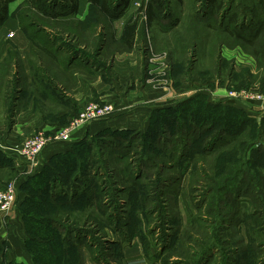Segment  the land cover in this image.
Listing matches in <instances>:
<instances>
[{
	"label": "rangeland",
	"instance_id": "1",
	"mask_svg": "<svg viewBox=\"0 0 264 264\" xmlns=\"http://www.w3.org/2000/svg\"><path fill=\"white\" fill-rule=\"evenodd\" d=\"M26 1L11 2L13 13L30 14L54 34L70 29L40 19ZM150 2L132 0L129 7ZM160 6L169 18L150 26L140 22L139 43L148 31L155 52L172 55L177 72H188L193 64L188 78L199 88L180 98L196 97L156 114L151 134L105 129L73 143L71 153L59 152L44 163L40 157L27 174L7 165L0 190L16 182L15 207L24 213L25 232L18 235L15 211V222L6 221L2 231L8 241L4 259L21 264L7 256L17 250L16 240L22 264H124L122 249L128 245H139L150 264H264V31L251 43L218 26L246 27L244 35L251 39V28L264 24V0H225L216 13L210 0H162ZM197 10L201 20L194 17ZM141 16L137 12L132 20ZM177 18L182 25H173ZM164 24L178 27L162 31L158 25ZM82 30L79 44H98L95 32ZM105 31L111 37V27ZM80 48L93 56V49ZM104 60L92 57L93 65ZM4 102L0 94V112L12 106L11 100ZM74 104L67 103L73 116L83 107ZM225 123L235 141L210 156L198 154L207 143L204 136H216ZM193 129L196 135L189 136ZM42 131L50 133L40 127L26 136ZM185 150L189 157L181 158ZM40 168L42 175L23 179ZM9 226L18 232L12 234Z\"/></svg>",
	"mask_w": 264,
	"mask_h": 264
},
{
	"label": "crops",
	"instance_id": "2",
	"mask_svg": "<svg viewBox=\"0 0 264 264\" xmlns=\"http://www.w3.org/2000/svg\"><path fill=\"white\" fill-rule=\"evenodd\" d=\"M79 1L76 18L85 20L90 12V3L88 0ZM10 5V14H12ZM148 7V5L129 7L123 16L112 22L111 37H108L105 28H99L104 34V40L99 55L93 56L94 58L104 56L106 60L97 65H93V56H88L86 60L80 55L71 56L68 53L69 49H65L67 53L59 55L62 60L61 64L48 58L39 60L34 56L32 57L34 64L31 67L28 54L32 42L21 31L18 21L11 16L0 26V94L3 95L6 103L9 100L12 101V106L8 110L0 112V154L13 164L17 173L24 175L27 169L24 160L16 152L17 146L28 137L26 135L32 129L43 127L51 130L66 123L73 116L71 113L74 111L73 108L67 106L68 102L75 103V109L77 107L80 109L89 101L102 99L113 103L115 111L108 118L96 121L75 132L70 141L50 143L41 155L43 163L48 162L53 155L59 152L71 150L72 144L82 137L100 133L105 129L148 132L156 110L170 108L177 101L182 102L186 97H180L185 93L192 94L194 88H199L188 78L191 70L185 73L177 72L172 55L165 51L155 52L154 40L148 31L143 43L140 42L142 46L139 43L138 29L136 43L132 49H127L121 42L124 28L135 13L139 12L142 15L139 24L142 21L148 24L146 17ZM163 12L162 19L166 21L170 15L168 10ZM181 22L178 26L182 25ZM158 26L162 31L178 27H170L166 24ZM10 32L14 33L11 40L8 37ZM11 48L21 55V61L17 65L10 63ZM82 48L87 51L93 49L92 47L88 49L83 45ZM32 69L38 76L36 79ZM14 78L17 81L15 85L13 84ZM3 170L4 167L0 166V173ZM40 170L41 168L38 169ZM20 179L17 181L18 185L22 182ZM24 196L22 192L19 193L20 200ZM15 211L17 212L16 207L6 219L7 222L8 220L10 223L15 222V219L12 220L16 216ZM17 213V220L19 218L17 224L21 230L18 232L19 229L14 230V227H9L13 231L12 234L18 232V235L22 236L25 232L22 230L24 226L20 212ZM2 215L0 211V237L2 231L8 228V226L5 227V219ZM13 242L12 249L15 248L18 251H11L7 253V256L10 259L17 257L21 264L26 263L23 261L24 258L20 260L22 257L19 251L20 245L16 247L17 241L13 240ZM12 249L9 248V250ZM122 250L124 264H150L141 253L139 245L124 246Z\"/></svg>",
	"mask_w": 264,
	"mask_h": 264
},
{
	"label": "trees",
	"instance_id": "3",
	"mask_svg": "<svg viewBox=\"0 0 264 264\" xmlns=\"http://www.w3.org/2000/svg\"><path fill=\"white\" fill-rule=\"evenodd\" d=\"M13 1H16V0H0V26H2L5 23V21H7V19L11 16L18 21L21 31L32 42L31 49H30V52L28 54V56H29L28 59H29V62L31 64V67H33L34 61L32 60V57H34V56L39 60L44 59V58H46V59L48 58L49 60L57 61V63L61 64L62 60L59 58V55L62 53L64 54L66 52L65 48H67V50L69 49L68 53L71 54V56L80 55V56H83L87 60L89 55L86 54L83 51V49L80 48V47H82L80 45H83L84 47H86L88 49L92 47L93 48V50H92L93 55H99V52L101 50L100 48L102 47L103 40H104V38H103L104 34H103L102 30L99 32H96L95 31L96 28L99 25L104 24L105 22H106V24L103 26L105 29L108 28L109 26H111V24L114 20L119 19L121 16H123V14L129 8L132 0H88L90 3V12H89L87 18L83 21L76 18V14L79 11V5H80L79 0H27L26 2H27L28 7H29L28 10L30 12L33 11L34 14H38L37 16L40 19L46 18V19H49L50 22L57 23V24H59V23L60 24H66L67 26L70 27L69 30L64 29L65 30L64 32L60 31L59 33H56V34H54V32H52L53 30H48L46 28V26L44 25L45 23H41L37 20L30 19V14H28V13L25 14V17H27L29 19V21H27V24L24 23L23 18L25 19V17L21 11H19V12L15 11L14 13L10 14L9 5ZM161 2H162V0H151L150 4L148 5L149 7H148V10L146 13L148 16L147 23L149 26L152 25L153 23H155L158 18H161V19L163 18L164 12L160 8ZM224 2H225V0H210V3L213 5V8H214V10H212V13H216V12L220 11V9L223 7ZM158 11H159V13H161V15L157 14ZM166 15H168V14H166ZM194 15H196V17L200 18V20H201L202 17L200 15L199 10L195 11ZM138 18L139 17L135 18L134 20H130L124 28L123 35L121 37V42L125 45V47L127 49H132L136 43L137 29L139 27V19ZM235 18H234V15L232 17H230V23ZM178 21H179V18H177L173 22V25L177 24ZM85 26H87V28L90 29L89 30L90 36L94 32L99 36L98 38H96L98 40V44L96 42L95 46L90 47V45H89L90 43L79 44L80 38L78 37V35L80 33L81 34L84 33L82 29ZM218 26L221 28V30H224L225 32L229 31V33H231V32L236 31V32H234L235 36L243 38L246 41H250L251 43L254 41L253 39L258 37L260 32L264 31V24L263 23L259 24L254 31H253V28H251L250 32L252 33V38L249 39V38H246L244 35V32L247 29L246 27H242V28L238 29L239 31H237L235 28H231L229 26V23L222 24V25L220 24ZM170 27H174V26L170 25ZM49 28H52V27H49ZM31 29H34V31L31 32ZM63 33H66V35L68 37L63 36ZM65 39L68 40L67 41L68 43L65 42L66 41ZM55 46H58V47L55 48ZM83 53H85V55ZM9 54L11 57L10 63H14L15 65L20 63L21 55L19 54V52L15 51L13 48H11L9 51ZM64 62H65V59H64ZM192 69H193V64H192V66L190 65L188 70L192 71ZM32 70H33V74H34L35 79H36L38 76L36 75V72H34V69H32ZM16 83H17L16 78H14L13 84L15 85ZM51 85L54 86V84H51ZM37 86H39V85L37 84ZM13 87H15V86H13ZM12 96H14V95H12ZM194 97H196V96H194ZM194 97H192V98H194ZM192 98H189L187 100L185 99L183 101L185 102V101L191 100ZM169 109H171V110H169ZM172 110H173V106L170 108H166V109L156 110L154 112V115H153V118L151 121V127L149 128V131L146 133L151 134V131H152L151 129H152V126L154 124L153 119H154V116L156 114H158L160 112H169ZM66 123H63L61 125H64ZM227 124L228 123H225L224 126H221V128L218 130V133L216 134V136H204V139L206 140L207 143H206V145L203 146V149L200 150V152H198V154L204 155L205 157H207L208 155L210 156L212 153L222 149L225 146L231 145L235 141L234 140L235 137L230 138L231 132H230ZM202 125L206 127V125H204V124H202ZM207 128L209 131H211L213 128L212 124L209 123L207 125ZM165 132H166V129H165ZM238 132L239 131H235L234 134H237ZM192 135H194V136L196 135L195 129H193V131L189 134V136H192ZM254 144H255V142L252 141V143L249 144V147L251 145H254ZM69 151L70 150H68L66 153L67 154L71 153ZM196 155L197 154L193 155V157H195ZM180 157L186 158V157H189V154L185 150V153L182 152V154H180ZM65 163L67 164L68 161H65ZM7 165L11 166L15 170V172L17 173L13 164L11 162H9L6 158H4V156L2 154H0V166L4 167V170H5L6 168H9V166H7ZM44 168H46V167L43 166V169ZM43 169H41L39 172H37L35 174H32L30 176H26V178L31 177V176L34 177L37 175H42ZM70 170H71V168H70ZM94 174L97 177L99 176L98 171H94ZM0 175H3V172L0 173ZM137 177H138V174H136V178ZM173 178H174V180L177 179L175 177H173ZM76 180H78V178H76ZM24 183L25 182H23L20 186V188H22L21 191L26 190V189H23V186H22ZM76 196L77 195H75V197ZM28 197H29V194H28ZM18 198H19V196H18ZM16 203H18V199H17ZM19 205L21 206L22 204H19ZM17 212H20V214L22 215V219L25 222L24 213L20 207L17 208ZM232 213L233 212L228 211V214H232ZM6 245H8V241H6L2 237H0V264H17L14 261L9 262L8 259H4L5 258L4 257V254H5L4 247Z\"/></svg>",
	"mask_w": 264,
	"mask_h": 264
},
{
	"label": "built area",
	"instance_id": "4",
	"mask_svg": "<svg viewBox=\"0 0 264 264\" xmlns=\"http://www.w3.org/2000/svg\"><path fill=\"white\" fill-rule=\"evenodd\" d=\"M14 35L10 32L9 37ZM236 95V92H231ZM255 98V96H248ZM260 99L261 96L259 95ZM115 111L114 104L108 101L92 100L83 105V107L64 124L52 128L50 133L46 131L37 132L32 136L25 138L20 146L17 147L16 152L24 160L26 170L24 173L33 171L39 164L40 157L43 151L50 143L56 141H70L73 134L96 121L108 118ZM17 202V184L16 182L9 183L6 188L0 190V211L5 219L10 217V214L15 209ZM6 233H2L4 239Z\"/></svg>",
	"mask_w": 264,
	"mask_h": 264
}]
</instances>
